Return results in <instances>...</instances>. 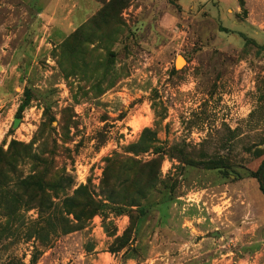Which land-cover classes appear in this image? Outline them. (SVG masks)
<instances>
[{
    "label": "rangeland",
    "instance_id": "1",
    "mask_svg": "<svg viewBox=\"0 0 264 264\" xmlns=\"http://www.w3.org/2000/svg\"><path fill=\"white\" fill-rule=\"evenodd\" d=\"M12 141L18 180L61 181L0 209V264H264V4L0 0ZM79 188L106 207L65 233L41 212Z\"/></svg>",
    "mask_w": 264,
    "mask_h": 264
},
{
    "label": "trees",
    "instance_id": "2",
    "mask_svg": "<svg viewBox=\"0 0 264 264\" xmlns=\"http://www.w3.org/2000/svg\"><path fill=\"white\" fill-rule=\"evenodd\" d=\"M146 135L152 136L153 133L148 132V130H144L140 137V147H142V152L146 153L147 147L145 146L147 143L153 142L152 138L146 139ZM5 144L2 143L0 146V164H1V170H0V178H6L9 176L10 178H17V181L11 186L5 185L6 188L4 192V198L0 202V209L4 211V217H6V225H8L13 217L18 215L16 212V204L19 203H28L33 201L34 199H31L30 196H27L28 189H32L36 192L38 196H35V199L41 204L45 205L46 197L44 196V189L49 188L52 190L59 188V180L58 182L54 181H41L38 180L37 182L35 176H28L22 180H18L19 172L16 170V163L22 160L27 154L29 147L23 146L22 144H19L17 142L12 141L7 150L3 151V146ZM118 158V157H117ZM116 158V159H117ZM114 159L113 161H115ZM126 162L130 161L129 159ZM252 177L256 178L257 172L251 174ZM53 180V179H52ZM103 189L108 190V198H110L113 195L112 189L114 188V184H110L107 180L103 181ZM260 191L264 194V188L263 186H259ZM51 207V206H50ZM50 207L44 206V211L41 213L44 214L45 218H50L51 216H58L63 221V229H65V233H69L74 230L82 229V226L84 223L89 221L94 215L98 213V209L106 207L105 204H102L100 202H95L90 194L87 193L86 188H79L74 191V196L72 198H65L62 201V207L63 212L58 213L55 212V208L51 207L52 210H50ZM119 211V210H118ZM65 214L66 216H72V220L76 224H72L71 221H69L67 218H63L60 216V214ZM118 213V212H117ZM140 215L143 217V212L139 210ZM130 217V221H132V216ZM139 217V215H138ZM141 218V216H140ZM133 229V224H131V228ZM129 230H127L125 233H127ZM131 251L128 250L126 254ZM37 260L36 256L34 255L32 257V263H35Z\"/></svg>",
    "mask_w": 264,
    "mask_h": 264
},
{
    "label": "bare ground",
    "instance_id": "3",
    "mask_svg": "<svg viewBox=\"0 0 264 264\" xmlns=\"http://www.w3.org/2000/svg\"><path fill=\"white\" fill-rule=\"evenodd\" d=\"M183 62H184L183 59L178 58L177 67H180L183 64Z\"/></svg>",
    "mask_w": 264,
    "mask_h": 264
},
{
    "label": "crops",
    "instance_id": "4",
    "mask_svg": "<svg viewBox=\"0 0 264 264\" xmlns=\"http://www.w3.org/2000/svg\"><path fill=\"white\" fill-rule=\"evenodd\" d=\"M258 2V4H264V0H256Z\"/></svg>",
    "mask_w": 264,
    "mask_h": 264
},
{
    "label": "water",
    "instance_id": "5",
    "mask_svg": "<svg viewBox=\"0 0 264 264\" xmlns=\"http://www.w3.org/2000/svg\"><path fill=\"white\" fill-rule=\"evenodd\" d=\"M179 58H181V57H179ZM181 59H183V58H181ZM176 67H177V63H176Z\"/></svg>",
    "mask_w": 264,
    "mask_h": 264
}]
</instances>
